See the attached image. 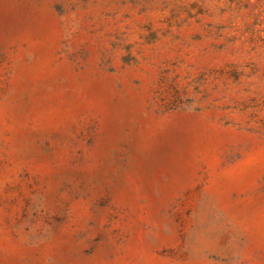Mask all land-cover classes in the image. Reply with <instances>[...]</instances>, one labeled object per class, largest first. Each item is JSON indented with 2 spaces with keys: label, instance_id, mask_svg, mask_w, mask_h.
Returning a JSON list of instances; mask_svg holds the SVG:
<instances>
[{
  "label": "rangeland",
  "instance_id": "1",
  "mask_svg": "<svg viewBox=\"0 0 264 264\" xmlns=\"http://www.w3.org/2000/svg\"><path fill=\"white\" fill-rule=\"evenodd\" d=\"M0 264H264V0H0Z\"/></svg>",
  "mask_w": 264,
  "mask_h": 264
}]
</instances>
